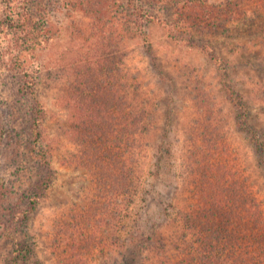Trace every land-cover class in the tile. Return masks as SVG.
I'll list each match as a JSON object with an SVG mask.
<instances>
[{
	"label": "rangeland",
	"instance_id": "374dc122",
	"mask_svg": "<svg viewBox=\"0 0 264 264\" xmlns=\"http://www.w3.org/2000/svg\"><path fill=\"white\" fill-rule=\"evenodd\" d=\"M18 1L0 0V264L20 243L27 264L195 263L196 231L183 221L198 185L191 160L201 197L253 194L264 213L253 145L264 143L263 0H136L151 17L142 28L129 0H32L31 16H14ZM223 77L245 98L246 125ZM97 85L115 104L102 105ZM124 106L146 111L148 128L125 144L128 192L116 148ZM92 128L107 142L90 141ZM207 128L219 132L235 189L223 192L219 170L194 158L216 149Z\"/></svg>",
	"mask_w": 264,
	"mask_h": 264
},
{
	"label": "trees",
	"instance_id": "16d2710c",
	"mask_svg": "<svg viewBox=\"0 0 264 264\" xmlns=\"http://www.w3.org/2000/svg\"><path fill=\"white\" fill-rule=\"evenodd\" d=\"M135 1L136 0H129L128 3L133 5L134 11H136L137 15L133 16L135 23L137 24L140 22L141 24L139 23L138 25L141 27L143 26L145 19H149L151 17L147 16L145 10L139 7ZM245 1L246 0H236L235 4L243 7H245V5L248 6ZM32 4V0H19L15 4L16 14L14 16H31L30 7ZM258 5L264 8V2L262 4L259 2ZM13 11L10 12V15L13 14ZM106 83V80H103V85ZM222 83L227 94H229V98L236 107L237 114H239V119L237 120L238 125H246L245 123L247 120L245 119V115L243 116L244 119H242V116L240 115L242 110L245 108L244 96L239 92V90L233 88L232 85H230L226 77H223ZM103 85L95 86L97 87L96 89L98 91L96 94L102 99V105L115 104L114 97H112L111 93V98H107L108 94L106 93V87ZM117 85L119 87L118 93H122V91L125 89L124 82H120V85L119 83ZM23 92L26 93V91ZM112 93H114L113 89ZM126 101L127 97H123L124 105H126ZM117 104H119V100L117 101ZM95 113L97 114L96 118L94 119L95 122L105 120L104 118L101 119L99 111L97 112V110H95ZM146 116V111L140 110L134 112V110H128L126 106L123 107L121 114L118 113L117 127L120 130H117L119 132V138L117 137V140L119 139V144L116 148H118V151H120V153L118 152L117 159L119 164L118 167L121 168L122 173L120 189H125L124 192H128L126 180L128 179V174H130L131 170L129 164L130 158H128V150L125 144H128L132 139H137V135L142 130L147 132L148 128L145 126V123L142 124V120H144ZM90 130V141H93L95 138H105L107 142L108 131L102 130L101 133L98 134L99 132L96 129L92 128ZM97 134L98 137H96ZM207 134L209 136L206 137L208 138V141L209 138L212 139L210 142L206 143V146H211L213 144L215 147L217 143L219 144V137L216 136V134H219L218 131L207 128ZM196 136L198 137V133H196L195 136L193 135V137ZM253 145L255 152L259 155V159H262V163L264 164V143L256 141ZM142 146L143 145L139 146V152L142 151ZM105 149L108 150L110 147L107 145ZM160 150L161 153H163L162 148ZM192 153L194 154L195 159L197 157L203 160V162L206 161L210 163L211 166H213V169L214 165L220 166H218L219 169H214V171H212L213 169L210 166L206 172L214 173L215 171L219 170L220 175L222 176L221 182H225L223 192L228 191L227 189L229 188H236L235 184L237 180L235 175L232 176L231 174L233 168L229 162H224L226 159L224 157L225 150H221L220 147L218 150L217 145L216 149L211 148V150L208 152H205L204 149H201L193 151ZM40 158L41 160H45L46 156H40ZM159 160L162 162L161 155ZM46 164L48 165L47 167H49L47 160ZM191 164L193 166L191 173L190 166H187V170L189 171L190 175L192 174L191 176L197 178L195 180V184L198 183V185L197 191L194 194L195 203L192 208L189 209L188 215H183V221L187 226L196 231L195 243L198 244V247L194 248V250L189 253V257L196 255V264H264V213L261 210V206L256 203L253 194H250V196L240 194L237 198H232L231 195H233V193L230 190V194L228 196L227 194L221 193L215 196L213 200L207 201L206 198L200 196L199 191L201 176H199L198 173L200 171L201 164L195 160H191ZM151 175L154 176L153 171L151 172ZM154 185L155 184H151V187L153 188ZM162 212H165V210L163 209ZM139 213L140 212L137 213L138 220L143 219L141 213ZM145 215H148V211L145 213ZM235 223H237V226L234 225ZM23 244L24 243L19 244L22 249H17L15 251L16 254L13 256L11 264H27L26 260L31 251H29L27 246ZM133 258L127 257L124 260L125 264H131L134 261ZM163 262L164 264H195L192 259L187 261H170L165 259Z\"/></svg>",
	"mask_w": 264,
	"mask_h": 264
}]
</instances>
